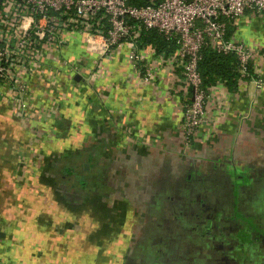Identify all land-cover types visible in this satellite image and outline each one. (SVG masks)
I'll use <instances>...</instances> for the list:
<instances>
[{
    "label": "crops",
    "instance_id": "1",
    "mask_svg": "<svg viewBox=\"0 0 264 264\" xmlns=\"http://www.w3.org/2000/svg\"><path fill=\"white\" fill-rule=\"evenodd\" d=\"M228 33L254 51L252 76L234 91L219 83L212 86L206 121L189 149L181 141L179 123L191 91L174 52L166 57L147 45L139 47L144 67L138 72L128 61L127 43L101 54L98 41L88 45L76 35L63 53L80 67L79 77L61 75L54 85L49 71H41L30 86L27 118L7 90L0 93V264H92L96 250L100 261L105 259L101 250L109 239L112 246L117 243L125 218L133 215V206L127 205L133 188L143 184L150 198L146 183L153 181L152 172L159 174L167 166V159L173 163L185 158L183 169L189 173L181 190H194L190 198L202 185L217 192L220 186L213 184L220 183L231 190V199L246 197L245 192L238 194L245 179L239 169L255 159L264 162V14L245 13L231 20ZM148 67L151 78L145 81ZM60 162L66 164L59 167ZM194 166L212 171L191 173ZM55 167L58 172H51ZM74 169L89 187L84 196L90 197L89 207L83 213L77 208L60 213L53 209L64 199L58 183H79L73 179ZM118 183L127 189L118 192ZM184 195L187 202L188 193ZM106 199L113 202L107 205ZM122 199H127L123 206ZM69 211L79 229L70 230L72 221L64 214L69 216ZM59 215L66 218L63 227L55 221ZM86 215L96 222L92 228L80 222ZM153 243L163 250L161 255L171 256L179 240L158 236Z\"/></svg>",
    "mask_w": 264,
    "mask_h": 264
},
{
    "label": "built area",
    "instance_id": "2",
    "mask_svg": "<svg viewBox=\"0 0 264 264\" xmlns=\"http://www.w3.org/2000/svg\"><path fill=\"white\" fill-rule=\"evenodd\" d=\"M245 13L264 14V0H147L140 6L131 0H0V93L7 90L27 118L30 86L41 71H49L54 85L61 75L81 73L63 53L75 35L88 45L98 41L101 54L127 43L128 61L139 72L144 59L138 39L143 30L155 29L175 42L172 57L179 60L191 91L179 123L181 141L189 149L206 121L208 92L198 72L201 50L210 46L235 55L240 81L252 76L254 51L228 33L229 22ZM150 78L148 67L144 80Z\"/></svg>",
    "mask_w": 264,
    "mask_h": 264
},
{
    "label": "rangeland",
    "instance_id": "3",
    "mask_svg": "<svg viewBox=\"0 0 264 264\" xmlns=\"http://www.w3.org/2000/svg\"><path fill=\"white\" fill-rule=\"evenodd\" d=\"M74 38H78V36L75 35V37L73 36V39ZM179 157L180 158L175 160L173 163H171V160L167 159V166L162 169L159 174L156 172H152V174H150L153 176V181L146 184L148 185L152 197L150 196L149 198V195L146 194L147 189L143 187V184H139L133 188V195L130 194L131 199H129L131 201L127 202V205L130 207L133 206L132 208H134L132 210L133 215H128L125 218V222L127 224L124 223L122 226V230L116 239L117 243L114 245H119L120 247H114L109 244L112 241V239H109L107 246L101 250L100 255V257H103L104 254L105 259H101L100 261L98 256L99 252L96 250L95 253L90 256L92 264H236V254L234 255V252H232L233 247H231L232 245H227L229 243H226L224 240V232L226 229L223 227L229 228L228 222L221 221L218 224H215V227L218 229L217 232L222 237L223 241L220 249L205 253L203 251L204 242L198 239V237L202 239V236L204 235L202 229L207 225L211 217H215V215L218 214L217 212H214L217 203H220V205L223 204V206L227 207L228 201H230V205L234 204L236 208L238 207L239 210H236L237 215L235 216L237 218L235 223L236 225L232 226V228H235L237 223L246 224V222L252 220V217L249 218L247 217L249 215L246 216L242 214V212H244L245 208L247 209L248 207H257V199L252 193L255 194L257 192V187L260 186V188L264 190V162L262 160L255 159L252 161L249 167L245 166L243 169H239L241 174L244 175L245 179L240 181L241 184L238 186V194L243 196L242 194L245 192L246 197L249 198V200H247L248 202H244L246 200L245 197L239 198L237 200L231 199L230 194H228L231 190H226V184L221 183H216L217 185L213 184L215 187L218 185L220 186V188L217 187L219 191L215 192L216 195L213 194L210 186H207V192L206 188H204L202 185V189L199 190L197 196L190 198L189 195L193 193L194 190L190 193L186 189L183 191L181 190V185L184 183L185 177L189 172L186 174L185 169H183L186 168L182 162L185 158L182 156ZM64 164L66 163L60 162V165H58L60 167ZM78 166L82 165L79 164ZM198 168L200 167H192L191 173L194 172L199 175H205V173L207 174L212 171L211 169H209L208 172L201 171V168L197 170ZM220 171L227 172L226 169H220ZM51 172H58V167L52 168ZM73 172H78V169H74ZM81 172L82 174L85 173L83 171ZM246 176H249L250 180L247 179ZM57 178L59 179L58 175ZM46 185L47 184L44 185L45 190L49 191V187L51 186ZM58 185L59 191L63 194L64 199L62 202H57L56 205L53 206L54 210L55 208H58L60 209V213H62V210L65 208H69L71 210L77 208L79 210H76L77 213H83V207H89L88 202H90V197L84 199V196L86 195L85 192L89 191V187H84L83 184L71 180L64 181V183L61 184L59 181ZM115 185L118 187V192H121L123 189H127L120 183ZM234 186L237 188L236 184H234ZM94 187H91L92 190L99 188L96 186ZM194 187L195 184L192 185V189ZM66 193H69V195L71 194V196L74 195L76 198L72 200L70 197H67L68 195ZM184 193H188L186 199L187 202H185ZM207 193H209L210 196V199L207 202H204L203 198L198 199ZM93 195L94 191L91 192V197ZM127 195L129 194L127 193ZM157 197L159 200L156 199ZM126 200L122 199L121 206L126 203ZM105 202L107 205H109L113 202V199H106ZM158 202L160 203L157 204ZM69 213V216L67 212L64 214L72 221L70 223L72 224L73 228L71 227L70 230L72 231L73 229H79V226L75 225L73 220L74 218L71 215L73 212L69 211ZM184 216H190L193 219V222L190 225L191 229L189 231L186 230L187 225L183 226L182 228L183 223L181 221L183 220ZM80 219V222L86 224L87 228H92V224L96 223L93 221L90 222L88 215H86L85 218L80 217ZM225 219L231 220L232 217ZM43 221H45V216ZM55 221L62 227L64 225L61 223L67 222L66 218L61 217L60 215L58 217L56 216ZM211 234V231H209L207 235ZM233 234L234 233L232 232L230 235H228V237H232ZM158 236L169 237L173 239L175 238L179 240L176 248H173L175 252L171 256L164 254L161 255L163 250L154 246V239H156ZM205 239H208V237H205ZM250 244L252 245V243ZM253 249L255 252L254 250L252 252L256 253L257 255H264L263 249L259 248V250L256 251L257 249H255L254 246ZM92 251L94 250L92 249ZM248 252L249 251L245 252V254H248ZM97 260H99L101 263H96L98 262ZM246 264L254 263L250 262ZM262 264L264 263L262 262Z\"/></svg>",
    "mask_w": 264,
    "mask_h": 264
},
{
    "label": "flooded vegetation",
    "instance_id": "4",
    "mask_svg": "<svg viewBox=\"0 0 264 264\" xmlns=\"http://www.w3.org/2000/svg\"><path fill=\"white\" fill-rule=\"evenodd\" d=\"M73 178L75 181L77 178L81 179L82 176L79 172L73 173ZM259 186V185H256ZM261 187V186H260ZM260 187H257V192H261L258 195L252 193L255 195V198L257 199V207L256 208H250L244 209V212L242 214L249 215L247 217H252V220L249 222H246V224H239L237 223V226L235 228H232V226H235L237 218L235 217L236 210H239L238 207L236 208L234 204L230 205V201H228V206L225 207L223 204L220 205V203L216 204V207L214 209V212H217L218 214L215 215V217H211L207 223V225L202 229L203 230V236L202 239L198 237L202 242H204V248L203 251L205 253L216 251L217 249H220L223 241L222 237L217 232L218 229L215 227V224H218L219 222H228V227H223L225 230L224 234V240L226 243H229L227 245H232V252H234L235 258H236V264H246L253 262L254 264H262L264 263V255H257L255 250L253 249V246L256 251L259 250V248L264 250V190L260 191ZM208 188H206L207 190ZM239 190V189H238ZM208 192V190H207ZM214 195L215 192H213ZM204 198H207L205 201L207 202L210 199L209 193L204 195ZM246 200L244 202H248V197H245ZM223 206V207H221ZM238 206V205H237ZM247 206V205H246ZM203 209V208H202ZM232 217L231 220L228 218ZM227 218L228 220H226ZM183 223V226H186V230L189 231L191 229V224L193 222L192 217L190 216H184L183 220L181 221ZM211 231V235H207L208 232ZM234 233L232 237H228L231 233ZM189 234V233H188ZM208 239H205V237ZM227 236V237H226ZM252 243V245L250 244ZM249 249V250H247ZM254 250V252H252ZM248 252V254H245V252ZM251 251V252H250ZM205 264V263H200Z\"/></svg>",
    "mask_w": 264,
    "mask_h": 264
},
{
    "label": "trees",
    "instance_id": "5",
    "mask_svg": "<svg viewBox=\"0 0 264 264\" xmlns=\"http://www.w3.org/2000/svg\"><path fill=\"white\" fill-rule=\"evenodd\" d=\"M147 0H131L136 6L144 5ZM138 47L150 45L155 51L163 56H169L176 50V44L167 40L163 34L155 29L143 30L138 39ZM198 72L202 79V86L208 92V88L219 83L226 86L231 91L238 88L240 73L238 71V61L231 53L217 52L210 46H205L201 50V59L198 62ZM79 183L82 180L77 178Z\"/></svg>",
    "mask_w": 264,
    "mask_h": 264
},
{
    "label": "water",
    "instance_id": "6",
    "mask_svg": "<svg viewBox=\"0 0 264 264\" xmlns=\"http://www.w3.org/2000/svg\"><path fill=\"white\" fill-rule=\"evenodd\" d=\"M78 77H79L78 75L75 76L76 79H77ZM85 168H87V165H85Z\"/></svg>",
    "mask_w": 264,
    "mask_h": 264
}]
</instances>
